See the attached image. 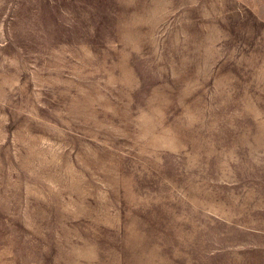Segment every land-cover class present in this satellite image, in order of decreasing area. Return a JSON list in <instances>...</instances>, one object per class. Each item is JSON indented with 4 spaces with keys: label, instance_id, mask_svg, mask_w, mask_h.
<instances>
[{
    "label": "rangeland",
    "instance_id": "374dc122",
    "mask_svg": "<svg viewBox=\"0 0 264 264\" xmlns=\"http://www.w3.org/2000/svg\"><path fill=\"white\" fill-rule=\"evenodd\" d=\"M0 264H264V0H0Z\"/></svg>",
    "mask_w": 264,
    "mask_h": 264
}]
</instances>
